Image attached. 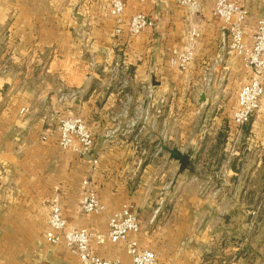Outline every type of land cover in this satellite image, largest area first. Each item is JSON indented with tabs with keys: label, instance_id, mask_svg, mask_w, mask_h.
<instances>
[{
	"label": "crops",
	"instance_id": "0c3cea01",
	"mask_svg": "<svg viewBox=\"0 0 264 264\" xmlns=\"http://www.w3.org/2000/svg\"><path fill=\"white\" fill-rule=\"evenodd\" d=\"M197 1L189 15L176 0H128L125 21H155L131 36L116 35L110 0H0V264H79L46 239L54 198L70 227L103 235L132 205L141 229L131 237L157 264H264V97L248 124L233 121L251 70L223 46L216 0ZM232 1L249 10L252 45L264 0ZM192 24L200 37L182 73L170 49ZM148 86L164 100L153 126L142 117ZM65 115L95 134L89 156L59 146ZM85 180L99 214L79 208ZM125 246L92 242L99 257L131 264Z\"/></svg>",
	"mask_w": 264,
	"mask_h": 264
},
{
	"label": "built area",
	"instance_id": "2783aa9c",
	"mask_svg": "<svg viewBox=\"0 0 264 264\" xmlns=\"http://www.w3.org/2000/svg\"><path fill=\"white\" fill-rule=\"evenodd\" d=\"M128 0H110V12L116 19V35L124 32L131 36L138 35L155 26V21L144 13H136L124 19L126 2ZM180 6L187 8L189 15L200 11L197 0H176ZM214 15L225 23L224 44L226 51L240 58L243 64L251 70V77L238 93L237 104L233 109V121L244 126L261 108L264 97V16L261 17L253 35V44L245 41L248 31L249 10L237 1L216 0ZM200 31L194 24L190 25L187 42L181 48H171L169 64L180 72H185L194 59ZM147 106L143 113V122L151 121L152 126L163 114V99H157L151 86L146 87ZM59 146L71 149L82 156H89L95 146V134L87 127L82 117L65 115L58 121ZM162 150L157 148V153ZM97 164V159H93ZM84 192L79 203L83 213L99 214L105 206L100 201L97 191L88 180L84 181ZM49 230L46 239L52 244L63 241L65 245L78 256L79 264H122L118 259H104L96 255L92 242L103 243L106 239L111 243L124 242L131 264H157V255L150 249L140 247L137 240L131 236L141 229L139 218L132 205H124L108 219L106 235L93 233L85 228L70 227L64 218L58 198L49 202Z\"/></svg>",
	"mask_w": 264,
	"mask_h": 264
},
{
	"label": "rangeland",
	"instance_id": "374dc122",
	"mask_svg": "<svg viewBox=\"0 0 264 264\" xmlns=\"http://www.w3.org/2000/svg\"><path fill=\"white\" fill-rule=\"evenodd\" d=\"M260 193H262L259 197H264V194H263V192H261L260 191ZM254 195H252L251 197H253ZM255 198H257V195L256 196H254ZM249 210H250V212H252V211H256L257 209H256V207H249L248 208ZM256 209V210H255ZM262 209H264V206H260L259 207V210H260V213H262ZM264 212V211H263ZM259 213V212H258Z\"/></svg>",
	"mask_w": 264,
	"mask_h": 264
},
{
	"label": "water",
	"instance_id": "95a60500",
	"mask_svg": "<svg viewBox=\"0 0 264 264\" xmlns=\"http://www.w3.org/2000/svg\"><path fill=\"white\" fill-rule=\"evenodd\" d=\"M202 101L204 100V98L201 99ZM235 164V163H234Z\"/></svg>",
	"mask_w": 264,
	"mask_h": 264
}]
</instances>
